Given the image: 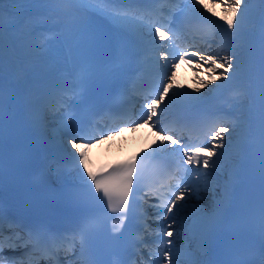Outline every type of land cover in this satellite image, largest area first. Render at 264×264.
I'll use <instances>...</instances> for the list:
<instances>
[{
    "label": "snow or ice",
    "instance_id": "6c2138e0",
    "mask_svg": "<svg viewBox=\"0 0 264 264\" xmlns=\"http://www.w3.org/2000/svg\"><path fill=\"white\" fill-rule=\"evenodd\" d=\"M146 2H161V0H3L0 3V183L3 181L4 174V157H3V61H4V11L5 5L18 4H72L79 5L82 9L87 10L94 7L95 11L107 16L113 23L123 27L134 29L140 32L141 41L151 48L158 50L159 55L155 62L157 79L154 89L145 96V102L140 107L139 116L130 121L139 127L141 124L148 125L156 130V136L160 139L153 141L151 153L148 155L156 156L159 154H168L176 160V171L183 173L176 183L167 186L165 192L157 189H145L141 194L140 179L141 169L135 162V157L126 163L113 166L111 170L103 169L93 171L89 167L88 152L95 141V137L86 133L77 132L76 135L69 133L68 143L72 149H75L73 158L77 161L78 166H82L81 179L88 184L89 190L93 188L95 194L103 203L106 201L107 213L115 214L106 216L113 221L112 233L122 234L125 222L130 219H137L141 225L142 234L133 243L134 249H140L135 255L140 257L139 260L133 259L130 264H206L201 259L200 252L188 250L181 251L177 249L174 241L170 239L174 235L173 225L177 222L178 215L185 209L188 201L185 199L186 194L191 199L192 195L199 198L201 190L208 187V178L212 172L204 171L210 169L215 171L221 167V157L223 152L219 149L225 147L224 133L228 132L227 127H218L217 120H208L201 127L200 138L196 142L191 139L183 142L182 136H174L172 129L161 127L163 120L166 118L169 104L173 101L183 104H190L200 99V96L194 95L188 91L185 85H178L176 80V67L180 62H186L189 65L196 58L197 71L206 72L208 80L198 77L196 79L197 87L195 93H200L201 89L209 83L219 81H230L240 67L239 56L231 48L221 51H227L228 54L221 55V52H203L199 48L189 50L188 48L180 49L175 45L177 33L168 25L159 23H150L145 21V14H150L149 10L137 9L132 7H122L123 5H133ZM169 3H184L191 5V11L199 13L204 20L217 27L223 28L215 19V6L217 0H209V4L203 3V0H166ZM257 3L261 6V24L264 26V0H234L229 4L228 0H219L221 11L224 13L219 17L220 20L226 21V34L235 36V29H238L242 23V17L245 15V7L248 3ZM104 6V7H101ZM183 11V9L181 10ZM207 13V15L205 14ZM239 14V17H238ZM29 24L35 28V22L29 21ZM147 27V34L142 31ZM232 30V31H229ZM31 34V33H30ZM168 41L167 45L158 43ZM48 43L47 39L37 47L43 49ZM219 71V75L216 73ZM261 78V95L264 97V52H262L260 64ZM176 89H180L177 91ZM169 103H165V99ZM163 105V107H161ZM64 125L71 130L73 117L69 113L62 118ZM234 130V128H233ZM261 145V178L264 182V123L260 130ZM206 153V154H205ZM139 155V154H138ZM215 157V159H214ZM143 159V157H141ZM191 166V167H188ZM86 172V178L83 173ZM189 174H195L197 180L194 184L189 183ZM203 180L204 184L200 181ZM155 197L157 203L150 204L153 215L151 217L154 224L153 228L148 223L147 213L142 210L138 211L139 202H146L145 198ZM228 199V193L225 192L224 200ZM88 227L81 226L70 233L55 234L51 233L44 226H26L21 221L8 216L2 205H0V264H39L41 259H48L50 264L54 258V253L61 248L66 251H73L77 244L83 252L86 245V235ZM154 237V239H145ZM143 249H147V260L143 258ZM69 264H75L70 261ZM257 264H264V242L260 247V258Z\"/></svg>",
    "mask_w": 264,
    "mask_h": 264
},
{
    "label": "bare ground",
    "instance_id": "6f19581e",
    "mask_svg": "<svg viewBox=\"0 0 264 264\" xmlns=\"http://www.w3.org/2000/svg\"><path fill=\"white\" fill-rule=\"evenodd\" d=\"M2 2H3V0H0V3H2ZM229 4H231V3H229ZM50 5H52V8L54 10H60L62 8L69 9V7L67 5H65V4H50ZM15 6L16 5H9V8L10 9L11 8L13 9ZM5 9H6V7H5ZM216 11L220 15L221 14H224L221 11L220 5L216 9ZM8 13L9 12L4 11V15H7ZM260 13H261V9H260L259 14ZM255 17H256V15H254L253 18H250L249 19V22L251 24H253V20H254ZM54 18H57V16L55 14H52L50 17L44 16V20H46L47 23L48 22L50 23V20H53ZM57 19L59 21L61 20L60 18H57ZM7 30H8V25L7 24H4V46L6 47V49L4 50L3 71H5L6 73H9V74H11L13 76H12V78L10 80H6V82L4 83V85L5 86H10V82H13V83L18 82L19 83V82H21V80H23V82H25L27 84V87L29 88L28 91H27V95H28L29 102H30V109H31L32 113L35 115V117L37 118V121L39 123L40 128L43 130V127L45 126V124H43L41 122V120L39 119L40 116L43 114V112L44 111L45 112L47 111L46 107L43 104L42 99L39 98V95H43V94L39 92L37 94V96H34L33 95V92H32V89H34V88L37 87V81L39 80V78L38 79H35L34 83L31 84L29 82L30 74L28 72H26V71H23V68H21L20 65L18 67L17 65L12 64L13 63V62H11L12 60L16 61L18 64H20V63H19L18 59H15L14 55H12V53L15 52V51H14V49L12 47H9V41H8L7 32H6ZM50 42H53L52 38L48 39L47 49L51 53V56L53 57L50 60H52L54 63L52 64V67H49L48 66L46 68H49V70H51L52 72H54V70H60L61 66H59V63H62V64H64V63H63L62 59L58 55L52 54V52L53 51H56L57 49L55 47H53V46H50L49 45ZM10 51L12 52L11 54H10ZM192 72L193 73L191 75H192V79L194 81H193V84L191 86L193 87V90H194L197 87L196 79L199 77L200 71L193 70ZM207 80L208 79H206L205 81H207ZM177 84L178 85H185L186 86V89L188 91H191L190 90V85L188 84V81H183V83H177ZM176 90L179 91L180 89H176ZM253 102H254V100L251 99L250 102H249V104L246 107H250V104H252ZM255 102H256V100H255ZM175 103H178V102L173 101L172 102V105L175 104ZM247 113L248 112H246V114ZM246 114L243 115V120L245 119ZM240 125L241 126H244L245 123L242 121L240 123ZM240 125H238L237 128H234V130L232 129L233 131L231 130L232 132H235V135L234 136H230L228 138H225L226 139V142L228 143V145L230 144L232 146L231 147L232 148V152L236 154V156L234 158V163H235L236 158L239 155V152H238L239 143L241 142V140L243 138V134L241 132L242 127H240ZM103 142L104 141H99V142L93 143L92 144V147H91V150H90V153L92 152V153H98V154H100L101 153L100 150L102 148ZM228 145H225V147H228ZM226 154H228V152L227 151H224L223 152V155H226ZM221 173H222V176H223L222 177V181H217L216 182V183H219L220 184L221 188L219 189V191H217V193H210L208 195L213 200V204H214V209L213 210H216L217 208H219V206L223 203L224 196H225L224 194H225L226 190L229 188V183L227 181V177H228V174L231 173L230 164L222 167L221 168ZM204 198H205V196L203 197V199ZM194 199L195 198H193V201H194ZM191 204H192L191 206H193V208L196 209V210H198L200 208L199 205H197L195 207L194 206V203H191Z\"/></svg>",
    "mask_w": 264,
    "mask_h": 264
}]
</instances>
